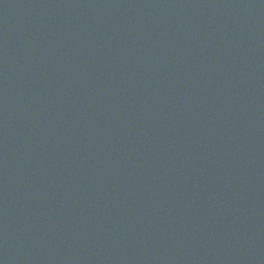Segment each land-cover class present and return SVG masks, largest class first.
<instances>
[{
	"label": "water",
	"instance_id": "obj_1",
	"mask_svg": "<svg viewBox=\"0 0 264 264\" xmlns=\"http://www.w3.org/2000/svg\"><path fill=\"white\" fill-rule=\"evenodd\" d=\"M0 264H264V0H0Z\"/></svg>",
	"mask_w": 264,
	"mask_h": 264
}]
</instances>
